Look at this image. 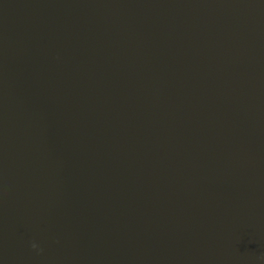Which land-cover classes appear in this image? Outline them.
Returning a JSON list of instances; mask_svg holds the SVG:
<instances>
[{"label":"water","instance_id":"obj_1","mask_svg":"<svg viewBox=\"0 0 264 264\" xmlns=\"http://www.w3.org/2000/svg\"><path fill=\"white\" fill-rule=\"evenodd\" d=\"M0 264H264V0H0Z\"/></svg>","mask_w":264,"mask_h":264},{"label":"clouds","instance_id":"obj_2","mask_svg":"<svg viewBox=\"0 0 264 264\" xmlns=\"http://www.w3.org/2000/svg\"><path fill=\"white\" fill-rule=\"evenodd\" d=\"M33 247H35V245H33Z\"/></svg>","mask_w":264,"mask_h":264}]
</instances>
